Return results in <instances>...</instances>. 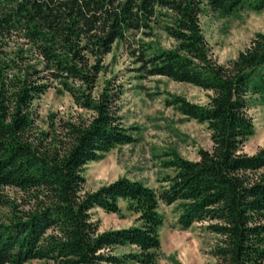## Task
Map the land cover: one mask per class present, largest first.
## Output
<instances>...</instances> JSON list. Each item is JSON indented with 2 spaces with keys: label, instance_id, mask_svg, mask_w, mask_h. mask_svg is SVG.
<instances>
[{
  "label": "trees",
  "instance_id": "trees-1",
  "mask_svg": "<svg viewBox=\"0 0 264 264\" xmlns=\"http://www.w3.org/2000/svg\"><path fill=\"white\" fill-rule=\"evenodd\" d=\"M203 7L264 12V0H0V188L24 193L27 206L17 213L0 197L10 210L0 220V264H158L159 203L176 202L182 230L207 223L217 236L213 264H264V148L242 151L254 134L249 103L264 102V32L220 64L200 26ZM152 26L175 47L140 51V71L210 93L204 106L177 96L167 104L206 124L212 148L197 161L166 153L174 175L158 192L127 177L84 192L89 163L135 142L119 115V86L106 80L95 94L104 58L128 33ZM50 88L90 117L52 114L39 130L32 105ZM120 201L139 225L99 232L91 210L121 215Z\"/></svg>",
  "mask_w": 264,
  "mask_h": 264
},
{
  "label": "rangeland",
  "instance_id": "rangeland-1",
  "mask_svg": "<svg viewBox=\"0 0 264 264\" xmlns=\"http://www.w3.org/2000/svg\"><path fill=\"white\" fill-rule=\"evenodd\" d=\"M200 26L214 60L225 64L235 59L258 32H264V12L239 9L229 15L203 7L199 15ZM153 28L139 33H128L123 41L115 42L111 53L104 58V71L99 75L95 94L99 93L106 80L122 90L118 103L124 127L135 142L118 146L96 162L89 163L83 172L84 192L97 190L120 177L143 182L159 191L166 176H173L174 170L165 168L166 153L175 151L190 161L198 160L200 149L210 151L212 144L206 124L183 116L167 101L174 96L204 106L208 103L209 92L168 78L145 77L137 62L138 53L149 56L159 49H173L175 42L162 30ZM35 125L39 130L48 129V116L57 119L82 117L88 119L90 112L79 109L68 93H58L50 88L33 102ZM253 120L254 134L250 136L242 151L252 155L264 148V102L254 98L248 107ZM0 197L17 206L15 211L24 212V193L12 188H0ZM121 215L107 214L100 209L91 210V218L99 225V232L128 228L139 225L138 216L127 210L126 202L120 201ZM158 212L163 217L159 229L161 255L158 264H213L211 250L217 236L206 231L207 223L193 224L182 230L178 224L179 202L172 205L159 203ZM10 210L0 205V220L6 221ZM124 251V250H119ZM26 264H46L31 261Z\"/></svg>",
  "mask_w": 264,
  "mask_h": 264
}]
</instances>
